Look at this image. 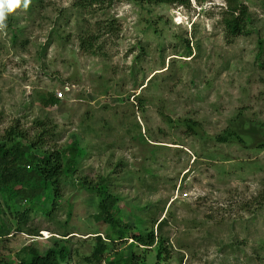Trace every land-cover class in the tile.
I'll return each mask as SVG.
<instances>
[{
	"label": "rangeland",
	"instance_id": "rangeland-1",
	"mask_svg": "<svg viewBox=\"0 0 264 264\" xmlns=\"http://www.w3.org/2000/svg\"><path fill=\"white\" fill-rule=\"evenodd\" d=\"M79 1L21 0L12 29L0 28V143L16 129L44 151L78 141L86 152L53 219L18 223L29 205H0L11 231L0 264L55 240L72 264H264V0H238L249 34L229 40L228 0ZM102 180L121 200L117 220L141 216L165 240L162 260L133 233L105 238L111 225L89 189ZM98 237L107 249L95 259Z\"/></svg>",
	"mask_w": 264,
	"mask_h": 264
},
{
	"label": "trees",
	"instance_id": "trees-1",
	"mask_svg": "<svg viewBox=\"0 0 264 264\" xmlns=\"http://www.w3.org/2000/svg\"><path fill=\"white\" fill-rule=\"evenodd\" d=\"M133 1L139 5L144 3L172 4L177 0ZM85 2L88 4L85 5ZM103 2L105 0H81L78 2L77 7L80 9L92 8L96 4H103ZM228 8L222 22L226 30V39L229 40L249 34L248 24L251 22V17L248 8L238 0H228ZM12 21V18L7 14L6 27L4 28L11 30ZM85 44L86 40H82V45L85 46ZM90 44L91 42L88 41V47ZM89 52L94 51L89 49ZM58 102L57 96L50 95L45 104L56 106ZM188 129L192 134L197 135L195 124L189 125ZM22 139L23 136L19 131L11 129L5 142L0 143V196L2 198L0 205L3 202L6 203L11 213L15 214L14 202L16 200L28 204L29 208L19 218L18 223H26L31 212L53 219V214L60 207L58 199L61 198L59 195L63 183L75 174L79 160L86 155V152L78 141L71 143L64 151L51 152L36 147L35 143L32 142L24 143ZM85 185L83 186L86 187ZM90 186L89 189L98 196L100 201L97 218H104L111 225V230L105 237L108 241L124 240L133 233L131 237L136 244L145 247H156L157 261L165 257L164 251L167 250L165 240L160 239L153 231L147 232L146 221L141 216H135V218H139L138 224L132 226L116 219L120 217L116 216L114 211L121 204V200L111 193L105 180L93 186L90 184ZM48 203L51 205L48 206ZM1 215L0 210V240L11 234L8 224L2 220ZM70 216L71 213L69 212ZM65 241L55 240L52 247L44 254L34 246L25 247L18 255V264H72L70 262L72 258L71 249L66 246ZM98 241L93 254L95 259L103 257L107 249V245L101 238ZM127 263L134 264V258L128 260ZM145 263L144 258L143 261L137 264Z\"/></svg>",
	"mask_w": 264,
	"mask_h": 264
},
{
	"label": "clouds",
	"instance_id": "clouds-1",
	"mask_svg": "<svg viewBox=\"0 0 264 264\" xmlns=\"http://www.w3.org/2000/svg\"><path fill=\"white\" fill-rule=\"evenodd\" d=\"M28 3H29V0H23V7L25 9L28 7ZM20 5H21V0H0V28L6 27L5 21L7 19V14L15 11L16 8L20 7ZM180 193H181V190L179 187L177 190V196H178L177 198L180 197L182 200L187 199V198H184L183 195H181ZM192 196H193V193H192ZM199 197H200V195L198 196V198ZM68 264H70V263H68Z\"/></svg>",
	"mask_w": 264,
	"mask_h": 264
},
{
	"label": "built area",
	"instance_id": "built-area-1",
	"mask_svg": "<svg viewBox=\"0 0 264 264\" xmlns=\"http://www.w3.org/2000/svg\"><path fill=\"white\" fill-rule=\"evenodd\" d=\"M63 96H64L63 92H61V93L58 94V97H59V98H63ZM183 197H184V198H188L189 196H188L187 193H184V194H183Z\"/></svg>",
	"mask_w": 264,
	"mask_h": 264
}]
</instances>
